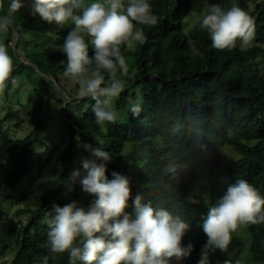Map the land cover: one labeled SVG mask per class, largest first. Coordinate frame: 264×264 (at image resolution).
<instances>
[{
	"label": "trees",
	"instance_id": "trees-1",
	"mask_svg": "<svg viewBox=\"0 0 264 264\" xmlns=\"http://www.w3.org/2000/svg\"><path fill=\"white\" fill-rule=\"evenodd\" d=\"M0 2V17L12 15L13 19L4 38L14 62L12 78L33 75L42 84L32 90V102L27 106L31 129L25 136L10 135L14 121L21 122L15 114L8 112L0 119V264H41L45 256L48 264H71L68 253L50 252L47 220L54 204L64 206L75 201L87 209L94 199L81 190L79 182L73 185V191H67L69 169L78 163L83 175L82 158L96 159L80 147L82 141L93 148L102 147L112 157L106 164L109 180L113 172L128 177L133 198L139 193L144 202L167 205L189 223L183 245L191 244L192 251L170 264H200L207 244L201 227L203 218L227 188L243 179L264 197V73L256 62L264 55V2L206 0L205 12L211 5L225 10L237 5L255 20L252 43L221 51L212 47L207 31L198 26L199 19L187 29L192 0H148L158 22L140 26L145 43L122 47L129 65L123 77L125 90L113 101L118 111L116 122L103 125L95 121V100L81 98L78 85L65 76L63 52L50 50L66 38L74 27L72 22L70 27L56 30L32 14V0H21L23 7L15 14L8 11L11 0ZM93 2L96 0H83V6ZM86 39L92 55L90 38ZM69 79L73 86L66 84ZM11 86L10 80L5 95ZM53 87H57L56 92ZM50 96L63 112L64 137L60 140H65V146L56 157V148L52 147L43 161L34 147L43 144L46 121L41 111ZM140 97L142 111L133 116L129 102ZM222 146L237 155L227 164L228 180L201 185L217 167L216 151ZM50 161L60 184L41 193L38 208H17L14 217H8L2 206L12 197L9 188L29 176L35 162L39 173L43 163ZM169 164L177 166L178 180L166 173ZM186 169L188 174L184 175ZM63 185L68 198L63 195ZM19 194L24 198L25 194ZM129 204L131 213V201ZM246 230L251 263L264 264V223L247 225ZM225 261L237 264L218 249L207 250V264Z\"/></svg>",
	"mask_w": 264,
	"mask_h": 264
},
{
	"label": "clouds",
	"instance_id": "clouds-1",
	"mask_svg": "<svg viewBox=\"0 0 264 264\" xmlns=\"http://www.w3.org/2000/svg\"><path fill=\"white\" fill-rule=\"evenodd\" d=\"M22 7L21 0H11L8 11L19 13ZM77 10H81L79 14ZM32 14L57 26L72 22L74 27L62 45L67 61L64 74L78 85L81 98L95 100L96 123L114 124L118 111L113 101L125 90L123 77L129 72L122 47L145 43L140 26L158 22L148 0H96L87 6H83V0H32ZM12 22V15L0 17V30H6ZM198 26L207 31L212 47L221 51L232 50L238 41L248 45L255 38L254 18L237 5L226 10L211 5L201 14ZM86 38H90L92 55ZM13 71V59L0 44V94L10 80L16 83ZM142 104V97L130 100L129 112L138 116ZM83 147L96 159L82 158L83 175L80 169H74L68 177L67 191H73V185L79 182L81 190L94 199L87 209L75 201L52 205L47 220L50 252L68 253L71 264H170L189 256L192 245L185 247L183 239L190 226L182 215L167 205L144 202L139 193L133 198L128 177L113 172V178H107L106 164L112 158L109 153L102 147ZM165 171L171 179H179L176 165L169 164ZM259 223H264V197L247 180L239 179L203 218L201 227L207 244L200 264H207L208 249L225 252L232 234L241 226ZM48 259L43 257L41 264H48Z\"/></svg>",
	"mask_w": 264,
	"mask_h": 264
},
{
	"label": "rangeland",
	"instance_id": "rangeland-1",
	"mask_svg": "<svg viewBox=\"0 0 264 264\" xmlns=\"http://www.w3.org/2000/svg\"><path fill=\"white\" fill-rule=\"evenodd\" d=\"M233 1V0H231ZM260 3L264 0H258ZM206 0H192L189 13L187 15V29L191 27L195 21H197L201 14L205 13L207 5L205 4ZM78 14V13H77ZM70 22L57 26L55 24H48L47 27H53L56 30H62L66 27H70ZM9 27V26H8ZM8 29L0 30V44H4V38ZM64 41V40H63ZM63 41L59 46H52L50 50H60L62 51ZM14 43L11 42V44ZM240 47V42L237 43ZM63 52V51H62ZM256 62L258 66L261 67L262 73H264V55L257 57ZM16 83L12 84L7 95L5 91L3 94H0V119L3 118L8 112L15 114L18 118L21 119V122L14 121L11 125L10 135L13 138H21L25 136L30 131V126L27 121L28 115V105L32 102V90L36 87H41V82L35 77L30 76L28 78H16ZM66 81V80H65ZM66 84L70 87L73 86V81L69 79L66 81ZM53 91H57V87H53ZM78 94V90H77ZM44 109L41 111L43 119L46 121V129L41 135L40 144L34 147V152H40L41 159L44 161L49 155V151L52 147L55 146L56 150L54 152V157L61 151L65 146V140L60 137H64V132L62 131V122L64 120L63 112L61 107L58 106L55 102L54 96L45 98ZM15 125V126H14ZM60 140V141H59ZM85 142L82 141L80 147L84 146ZM217 156L219 159L217 167L214 169L213 174L205 181H202L201 185L209 186L214 184L217 181H226L228 180L227 175V164L237 157L229 148L222 146L217 151ZM42 165L41 172H37V163L33 164V168L30 172V175L25 177L18 185L15 187L9 188V195H12L10 199H6V202L3 203V210L5 211L8 217H14L13 212L17 208L22 209H35L40 205V195L43 191L48 189L55 188L59 182V174L52 173L53 161L44 162ZM74 169H78V163H75L74 166L69 169L71 173ZM184 175L188 174V170L182 172ZM67 183V182H66ZM63 195L67 197L66 189L64 185L62 186ZM19 193L25 194L24 198H21ZM16 219V218H15ZM20 219H23L20 217ZM247 226H241L236 232L232 234V242L229 245L228 249L225 252H221L224 257L233 259L239 264H252L249 259V243L250 239L247 235ZM223 264V263H217Z\"/></svg>",
	"mask_w": 264,
	"mask_h": 264
}]
</instances>
